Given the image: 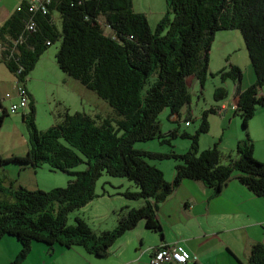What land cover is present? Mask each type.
I'll return each instance as SVG.
<instances>
[{
	"label": "trees",
	"instance_id": "trees-1",
	"mask_svg": "<svg viewBox=\"0 0 264 264\" xmlns=\"http://www.w3.org/2000/svg\"><path fill=\"white\" fill-rule=\"evenodd\" d=\"M165 2L167 14L153 29L143 14L133 11L131 0H43L45 13L41 7L29 12L25 0L21 11L15 10L0 25V63L16 83L25 88L39 59L61 39L55 55L58 68L114 110L110 117L65 112L57 124L42 132L36 128L35 107L27 92L28 112L22 118L28 151L25 156H0V168L11 162L22 168L47 165L72 179L64 188L49 191L29 190L14 181L6 187L0 183V241L8 236L20 244L18 254L7 264H21L34 242L50 250L54 245L82 247L89 254L106 257L113 243L142 220L148 230L160 233L157 205L183 180L198 181L217 194L236 172L242 186L255 196H264V163L254 158L247 131L257 107L264 106V94H260L264 87V0ZM55 14L61 20V32ZM224 30H238L242 36L255 74L254 84L245 90L240 89L241 70L236 65L228 63L216 75L208 70L210 46L215 34ZM209 75L223 82L231 80L236 86L234 112L241 119L245 137L237 141V158L227 156L222 163L217 144L198 150L199 134L208 131L206 114L215 113L214 109L202 113L194 135L177 129L169 132L170 138L191 140L187 152L136 150V142H169L163 139L158 115L168 109L169 116L179 117L181 109L190 104L188 80L195 79L202 88ZM226 95L223 87L214 89V100ZM186 114L189 121V108ZM145 159L180 163L167 182L163 172ZM81 164L85 170L72 171ZM103 174L132 182L137 190L121 195L143 205L124 207L116 227L99 235L80 217L68 225L70 213L97 197L95 183ZM246 264H264L263 244L251 246Z\"/></svg>",
	"mask_w": 264,
	"mask_h": 264
},
{
	"label": "rangeland",
	"instance_id": "rangeland-1",
	"mask_svg": "<svg viewBox=\"0 0 264 264\" xmlns=\"http://www.w3.org/2000/svg\"><path fill=\"white\" fill-rule=\"evenodd\" d=\"M17 1L0 0V13L11 10L15 7ZM131 2L133 11L143 14L151 29L167 14L165 0H131ZM54 17L56 18V28L61 32L59 15L55 14ZM99 21L102 25L104 24L103 19ZM103 29L107 31L106 27ZM60 42L61 39L48 47L34 70L28 75L27 87L30 92L33 91L36 101L35 125L37 130L42 132L57 124L60 120L59 116L65 112L70 114L83 112L88 115H101L103 117L114 115V110L94 92L87 90L58 68L55 62V55L59 49ZM231 62L237 63V67L241 70V89L245 90L254 84L255 74L240 32L238 30L217 32L208 53V70L211 74L216 75ZM3 72H5V69L0 67L3 83H7V77L9 76L6 77ZM5 73L7 74V72ZM226 81L231 85L228 90L223 86L227 93L226 97L220 101L214 100V89L220 83L224 84ZM224 82L218 76L209 75L201 88L198 82V84L195 82L194 85L192 81L188 80L191 93L190 104L181 109L180 116H169L168 109L163 110L158 115L163 139L169 142L161 143L160 141L162 140L160 139L136 142L134 148L152 153L166 154L173 150L176 154H183L190 148L191 140L179 136L170 138L169 132L177 129L179 133L186 132L189 135H194L200 125L202 113L214 109L215 113L209 112L206 114L208 131L199 134L197 139L198 150L201 152L217 144L223 154L222 163L227 162V156L232 159L237 158L235 153L237 141L245 138L244 131L239 115L235 114L234 109L229 105L231 96L236 89L234 83L231 80H225ZM261 91L264 93V87ZM220 103L228 105L225 113L223 111L219 112ZM188 108L190 120L186 121ZM19 115H21V112L4 118L0 127V156L3 158L25 156L28 151L29 144L26 127L21 124V120L18 118ZM258 115L264 118V106L257 107L255 117ZM145 160L148 164L161 170L165 174L164 178L168 176L170 171H174L175 165L180 163V161L174 159ZM85 168L86 166L81 164L72 171H83ZM236 175V172L233 173L229 182H237ZM70 179L72 178L62 172L51 171L47 165H42L35 169L32 167L22 168L21 165L11 162L0 168V183L5 187L8 186L10 181H14L17 185L29 190L49 191L54 188H64ZM126 190L132 191L137 190V188L125 178H115L103 174L95 183V194L97 197L85 207L70 213L68 225H73L74 218L80 217L98 235L103 231L114 229L120 217L125 213L124 207L127 202L132 203L131 207L139 208L137 203L127 201L121 195ZM17 243L14 237H7L0 241L1 261H11L18 254L20 248ZM56 247L57 249H66L60 245H56ZM46 249L48 248L45 244L36 242V245H33L27 258L21 264H50L51 257ZM62 251L63 254H61ZM66 251L73 253L72 256H67L66 258L69 260L73 259L78 264H84L85 259H80L76 252L84 253L82 247H75L71 250L66 249ZM62 255H66L64 250H57L56 258L58 260L61 261ZM89 257L99 264H108L109 262L106 258ZM86 263L90 264L88 261Z\"/></svg>",
	"mask_w": 264,
	"mask_h": 264
},
{
	"label": "crops",
	"instance_id": "crops-1",
	"mask_svg": "<svg viewBox=\"0 0 264 264\" xmlns=\"http://www.w3.org/2000/svg\"><path fill=\"white\" fill-rule=\"evenodd\" d=\"M23 1L25 0H18L11 10L0 13V25ZM230 64L237 66V63L234 62ZM0 67L9 74L3 72L6 77L9 76L7 83H3L0 74V98L3 99V108L7 109L11 104L18 102L16 78L6 70L4 65L1 64ZM189 80L192 81V84L197 83L195 79L190 78ZM27 82L28 79L25 88L34 103L36 116L35 97L33 91H29ZM227 82L220 83L218 87L224 86L227 90L230 89L231 85ZM6 94L10 95L9 98H5ZM260 94L264 93L261 91ZM237 101L235 89L229 103L234 110L237 107ZM227 107V104L220 103L218 109L225 113ZM19 112L21 115L18 118L25 127L22 117L27 114L28 107L19 109L11 115ZM6 117L8 116L4 118ZM247 130L254 144V158L264 163V118L254 115L248 122ZM173 176L174 171H170L165 180L170 182ZM133 202L137 203L139 207L143 205L140 200ZM131 204L127 202L125 207L134 208L131 207ZM155 214L161 226L160 233L148 230L142 220L113 243L106 257H97L84 250V253L76 251L79 258L85 259L84 264H88L86 261L90 264H99L89 256L106 258L109 260L108 264H150L149 259L155 248L162 244L180 243L189 255L185 264H246L251 246L257 243L264 245V196H255L238 181H228L216 194L198 181L183 180L162 203L157 205ZM17 244L20 248V244ZM33 245H36V242L32 244V247ZM72 248L66 249L71 250ZM66 249H57L56 245L51 250L46 249L51 257L50 264H78L73 259L66 258L73 255ZM57 250H64L66 255H62V259H66L58 260L56 258ZM9 261L0 260V264L9 263Z\"/></svg>",
	"mask_w": 264,
	"mask_h": 264
},
{
	"label": "built area",
	"instance_id": "built-area-1",
	"mask_svg": "<svg viewBox=\"0 0 264 264\" xmlns=\"http://www.w3.org/2000/svg\"><path fill=\"white\" fill-rule=\"evenodd\" d=\"M29 7L28 11L33 12L39 7H41L43 13H45L44 7L41 6L43 0H28ZM48 2V0H47ZM16 11H21V5L16 8ZM16 92L18 96V102L11 104L7 109H4L2 106L3 99L0 98V118L3 116H10L14 114L19 109H26L29 104L27 97V91L22 86V84L16 83ZM9 94L5 95V98H9ZM220 110L219 112H221ZM189 258L188 253L182 247L180 243L175 244H162L159 247L153 250V253L150 257V264H185Z\"/></svg>",
	"mask_w": 264,
	"mask_h": 264
},
{
	"label": "clouds",
	"instance_id": "clouds-1",
	"mask_svg": "<svg viewBox=\"0 0 264 264\" xmlns=\"http://www.w3.org/2000/svg\"><path fill=\"white\" fill-rule=\"evenodd\" d=\"M220 111V110H219Z\"/></svg>",
	"mask_w": 264,
	"mask_h": 264
}]
</instances>
